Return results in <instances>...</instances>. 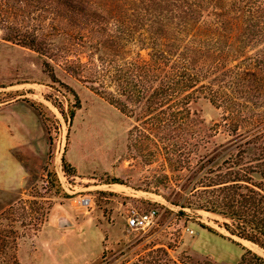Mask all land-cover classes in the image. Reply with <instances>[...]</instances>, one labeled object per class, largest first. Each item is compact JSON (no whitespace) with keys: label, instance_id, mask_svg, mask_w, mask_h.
Wrapping results in <instances>:
<instances>
[{"label":"rangeland","instance_id":"obj_1","mask_svg":"<svg viewBox=\"0 0 264 264\" xmlns=\"http://www.w3.org/2000/svg\"><path fill=\"white\" fill-rule=\"evenodd\" d=\"M52 3L11 19L38 36L41 52L3 39L0 30V103L26 102L0 111V120L21 116L36 137L38 114L45 125L42 144L29 156L24 192L0 191V230H15L20 264H260L254 254L264 258V248L232 234L225 226L230 219L186 203L195 186L209 182L204 172L215 171L248 139L227 130L226 109L197 94L190 102L197 121L188 132L154 136L148 120L123 113L76 75L94 72L86 33ZM134 3L84 5L98 11ZM145 36H122L124 55L149 60L150 49L139 41ZM261 48L260 42L250 53ZM248 106L237 107L242 116L251 113ZM215 153L223 157L214 164L209 159ZM82 197L91 198L92 206L82 207ZM177 200L182 203H172ZM153 208L159 210L158 225L127 228L129 212Z\"/></svg>","mask_w":264,"mask_h":264},{"label":"trees","instance_id":"obj_2","mask_svg":"<svg viewBox=\"0 0 264 264\" xmlns=\"http://www.w3.org/2000/svg\"><path fill=\"white\" fill-rule=\"evenodd\" d=\"M53 1L60 15L86 33L94 72L76 75L123 113L148 120L154 136L171 139L188 132L197 121L190 108L197 94L226 109L227 130L248 139L215 171L204 172L209 182L195 186L186 203L230 219L225 226L232 234L264 248V48L250 53L251 46L264 43V0H135L139 4L98 11L84 4L100 0H0L3 39L41 52L38 36L11 19L30 16ZM136 33H146L139 41L150 49L149 60L140 53L124 55L122 36ZM242 104L250 107L248 117L237 108ZM222 157L215 153L209 160L215 164ZM14 233L0 230V264H20ZM254 256L264 264L263 257Z\"/></svg>","mask_w":264,"mask_h":264},{"label":"crops","instance_id":"obj_3","mask_svg":"<svg viewBox=\"0 0 264 264\" xmlns=\"http://www.w3.org/2000/svg\"><path fill=\"white\" fill-rule=\"evenodd\" d=\"M19 102L25 101L19 99L1 102L0 111ZM17 117L20 119L13 118L14 122L12 117L9 121L0 120V191L9 194L24 192L28 180L29 156L36 154L42 144L40 142L45 127L41 115L38 114L36 123L40 131L36 137L27 121L21 116Z\"/></svg>","mask_w":264,"mask_h":264},{"label":"built area","instance_id":"obj_4","mask_svg":"<svg viewBox=\"0 0 264 264\" xmlns=\"http://www.w3.org/2000/svg\"><path fill=\"white\" fill-rule=\"evenodd\" d=\"M79 202L80 205L85 208L92 206L91 198L82 197ZM159 218V210L156 208L144 212L134 210L127 215V228L129 230H150L159 224Z\"/></svg>","mask_w":264,"mask_h":264}]
</instances>
